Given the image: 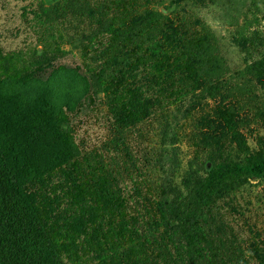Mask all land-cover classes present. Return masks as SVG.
Wrapping results in <instances>:
<instances>
[{
  "label": "trees",
  "instance_id": "16d2710c",
  "mask_svg": "<svg viewBox=\"0 0 264 264\" xmlns=\"http://www.w3.org/2000/svg\"><path fill=\"white\" fill-rule=\"evenodd\" d=\"M210 1L175 0L170 13L156 9L155 0H60L43 9L48 21L74 17L84 24L86 32L67 43H77L86 74L60 65L45 80L15 73L7 87L0 82V264L122 263L119 254L140 237L138 218L128 212L115 169L99 154L80 153L68 115L102 95L114 128L127 130L171 109L175 119L189 117L215 98L224 73L215 38L179 8ZM61 42L43 40L29 67L53 69L69 53ZM245 74L264 88V55ZM242 124L232 106L201 115L194 163L201 157L198 170L205 163L209 170L178 205L164 200L153 208L174 264H226L217 217L248 181L264 179V153L246 146ZM10 134L18 140L9 141Z\"/></svg>",
  "mask_w": 264,
  "mask_h": 264
},
{
  "label": "rangeland",
  "instance_id": "374dc122",
  "mask_svg": "<svg viewBox=\"0 0 264 264\" xmlns=\"http://www.w3.org/2000/svg\"><path fill=\"white\" fill-rule=\"evenodd\" d=\"M56 1L60 0H0V82L4 87L11 74L32 73L45 80L60 65L77 67L86 74V62L78 48L72 47L77 43H67L85 33V26L74 17L62 23L48 21L43 9ZM173 1L155 0L154 7L167 8L170 13ZM179 8L198 17L215 38L224 62L223 86L215 98L202 101L189 117L175 119L171 109L127 130L114 128L102 95L94 103L84 100L78 111L68 115L80 153L99 154L115 169L128 212L138 218L140 237L134 239L131 249L126 247L119 254L121 264H174L175 252L157 226L153 208L164 200L178 205L189 187L209 170L208 163L203 172L198 170L201 157L194 163L195 122L201 115L217 107H235L243 120L239 132L246 146L252 152L264 153V118L259 117L264 112V88L245 74V67L264 55V0H211L204 7L182 2ZM59 36L63 37L61 47L69 51L67 56L42 73L31 69L30 56L39 54L42 41ZM9 59L11 62L5 64ZM8 137L11 142L19 138L17 134ZM217 220L214 233L224 242L220 260L226 264H264L259 258L264 257V179L242 186Z\"/></svg>",
  "mask_w": 264,
  "mask_h": 264
}]
</instances>
